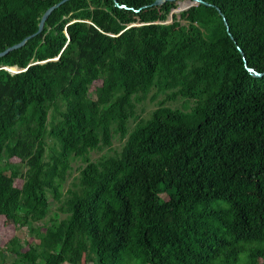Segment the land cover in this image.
Segmentation results:
<instances>
[{"label":"trees","instance_id":"trees-1","mask_svg":"<svg viewBox=\"0 0 264 264\" xmlns=\"http://www.w3.org/2000/svg\"><path fill=\"white\" fill-rule=\"evenodd\" d=\"M60 1L0 0V53ZM154 1H67L0 57L4 224L34 231L83 164L21 262L264 264V0ZM152 88L194 105L161 104L92 162Z\"/></svg>","mask_w":264,"mask_h":264},{"label":"rangeland","instance_id":"rangeland-1","mask_svg":"<svg viewBox=\"0 0 264 264\" xmlns=\"http://www.w3.org/2000/svg\"><path fill=\"white\" fill-rule=\"evenodd\" d=\"M184 3V2H183ZM182 3L179 10H174L173 12H178L182 9ZM170 92H158L156 89L152 88L151 91L141 97L133 99L135 105V112L133 117L129 118L126 122V133L121 135L119 131L116 130V125L111 126V141L108 146H102L97 150L90 152L89 158L92 162H98L108 157H118L123 149L126 142L128 134L141 122L146 121L151 117L152 112L157 109L161 104L165 107L172 109H180L182 111L188 112L194 105L192 101L185 100L178 97L174 101H169L167 96ZM50 109V113H51ZM50 126H48L49 128ZM48 147L46 149V156L51 153V149H56V145L51 139H47ZM48 159L47 157L45 158ZM20 165L21 170H25L18 160H10L9 166ZM71 169L68 171L66 180L60 188L61 200L53 201L52 207L48 212L46 218L43 222H38L34 224V231L30 232L27 227L21 224H9L5 225L3 218H0V264H27L20 261V258L14 255L12 249L19 248L23 253H27L29 248L34 244L39 242V239L43 237L45 232V227L49 220L59 221L65 217V214L60 211V207L64 199L68 196V192L73 189L74 184L77 183L79 177V170L83 166L82 162L78 159L72 160ZM163 200L167 199V196H160ZM37 226L40 230L37 231ZM17 240L16 244L13 240Z\"/></svg>","mask_w":264,"mask_h":264},{"label":"water","instance_id":"water-1","mask_svg":"<svg viewBox=\"0 0 264 264\" xmlns=\"http://www.w3.org/2000/svg\"><path fill=\"white\" fill-rule=\"evenodd\" d=\"M67 1H71V0H61L59 3L55 4L54 6L48 8L44 14L42 15L41 17V20H40V23L38 25V29H37V32L27 38H25L24 40H22L19 44H16L14 46H11L9 48H7L6 50H4L3 52L0 53V57L6 55L7 53L13 51V50H16L20 47H22L26 41L28 39H30L31 37H34L35 35L39 34L42 29H43V26H44V23L45 21L47 20V18L50 16V14L52 13L53 10H55L56 8H58L59 6H61L63 3L67 2ZM169 1H174V0H155L151 6H160L162 5L163 3H166V2H169ZM197 4H206V3H203L202 1L200 0H186L184 3H182V9H180V11L182 10H185V9H188L190 7H193V6H196ZM207 5V4H206ZM224 21V24L226 25V21ZM226 31L228 32V28L226 29ZM250 74L254 77H260L261 75L258 74L257 72H255L254 70L252 69H247ZM11 72V71H10ZM11 73H14V72H11Z\"/></svg>","mask_w":264,"mask_h":264},{"label":"crops","instance_id":"crops-1","mask_svg":"<svg viewBox=\"0 0 264 264\" xmlns=\"http://www.w3.org/2000/svg\"><path fill=\"white\" fill-rule=\"evenodd\" d=\"M17 249H20V248H19V246H18V248H17ZM18 251H19V252H21V250H18ZM21 253H23V252H21Z\"/></svg>","mask_w":264,"mask_h":264}]
</instances>
